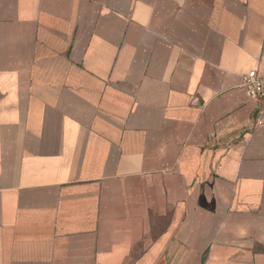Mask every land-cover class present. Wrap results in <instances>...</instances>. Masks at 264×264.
Instances as JSON below:
<instances>
[{
  "label": "crops",
  "instance_id": "1",
  "mask_svg": "<svg viewBox=\"0 0 264 264\" xmlns=\"http://www.w3.org/2000/svg\"><path fill=\"white\" fill-rule=\"evenodd\" d=\"M264 0H0V264H264Z\"/></svg>",
  "mask_w": 264,
  "mask_h": 264
},
{
  "label": "built area",
  "instance_id": "2",
  "mask_svg": "<svg viewBox=\"0 0 264 264\" xmlns=\"http://www.w3.org/2000/svg\"><path fill=\"white\" fill-rule=\"evenodd\" d=\"M242 87L256 104V124L264 126V75H259L255 70L248 71L243 76Z\"/></svg>",
  "mask_w": 264,
  "mask_h": 264
}]
</instances>
